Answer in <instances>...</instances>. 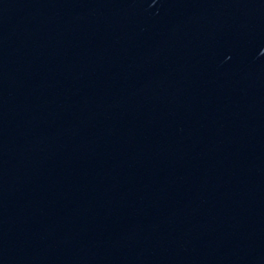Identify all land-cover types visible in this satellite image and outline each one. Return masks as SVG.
<instances>
[{
  "label": "water",
  "instance_id": "1",
  "mask_svg": "<svg viewBox=\"0 0 264 264\" xmlns=\"http://www.w3.org/2000/svg\"><path fill=\"white\" fill-rule=\"evenodd\" d=\"M0 264H264V0H0Z\"/></svg>",
  "mask_w": 264,
  "mask_h": 264
}]
</instances>
